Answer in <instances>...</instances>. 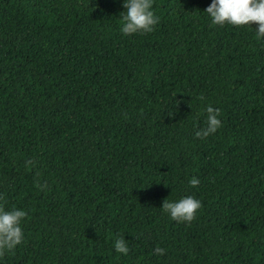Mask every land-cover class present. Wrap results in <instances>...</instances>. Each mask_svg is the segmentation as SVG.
<instances>
[{"label": "trees", "instance_id": "trees-1", "mask_svg": "<svg viewBox=\"0 0 264 264\" xmlns=\"http://www.w3.org/2000/svg\"><path fill=\"white\" fill-rule=\"evenodd\" d=\"M208 3L124 35L121 0H0V206L26 211L0 264H264V39ZM187 194L191 221L161 213Z\"/></svg>", "mask_w": 264, "mask_h": 264}, {"label": "clouds", "instance_id": "clouds-1", "mask_svg": "<svg viewBox=\"0 0 264 264\" xmlns=\"http://www.w3.org/2000/svg\"><path fill=\"white\" fill-rule=\"evenodd\" d=\"M121 3L123 10L118 14V29L122 34H143L153 30L159 20L153 10V0H121ZM203 12L210 25L251 27L252 22H255V28L251 27L254 29L255 38L264 39V0H209ZM202 111L204 126L194 130L193 136L196 138L207 137L221 125L218 108L205 104ZM198 183V178L194 176L187 180L190 186H196ZM200 207V199L187 194L174 199H164L159 209L173 221L188 222L193 219ZM25 217L26 211L23 208L0 206V251L11 250L22 242L24 236L22 221ZM111 247L115 253L124 256L129 252L123 235H115ZM153 252L162 254L164 249L156 246Z\"/></svg>", "mask_w": 264, "mask_h": 264}]
</instances>
